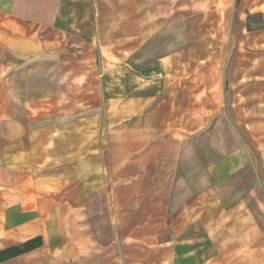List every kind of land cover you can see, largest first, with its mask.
Returning a JSON list of instances; mask_svg holds the SVG:
<instances>
[{"label": "crops", "instance_id": "obj_1", "mask_svg": "<svg viewBox=\"0 0 264 264\" xmlns=\"http://www.w3.org/2000/svg\"><path fill=\"white\" fill-rule=\"evenodd\" d=\"M12 248L0 264H264V0H0Z\"/></svg>", "mask_w": 264, "mask_h": 264}, {"label": "rangeland", "instance_id": "obj_2", "mask_svg": "<svg viewBox=\"0 0 264 264\" xmlns=\"http://www.w3.org/2000/svg\"><path fill=\"white\" fill-rule=\"evenodd\" d=\"M214 25H216L215 22H214ZM214 28H215V31L218 30L217 26H214ZM221 45H222L221 42H217V40H215V50H214V52H215V58H214L215 61L217 63H220V64H222V63H225V64H227V63H230V64L231 63H236L237 59L235 57H233V55L230 56V57L226 56L228 54H227V52H225L224 48H221ZM228 52H230V50H228ZM229 55H230V53H229Z\"/></svg>", "mask_w": 264, "mask_h": 264}, {"label": "trees", "instance_id": "obj_3", "mask_svg": "<svg viewBox=\"0 0 264 264\" xmlns=\"http://www.w3.org/2000/svg\"><path fill=\"white\" fill-rule=\"evenodd\" d=\"M30 246V245H27V247ZM21 252L20 249L18 248H12V249H9V250H6V251H3L0 253V261L1 260H4L6 258H9V257H12L14 255H17Z\"/></svg>", "mask_w": 264, "mask_h": 264}]
</instances>
